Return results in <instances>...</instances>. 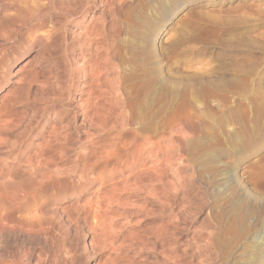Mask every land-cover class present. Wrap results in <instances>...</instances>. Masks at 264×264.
Returning a JSON list of instances; mask_svg holds the SVG:
<instances>
[{"label":"rangeland","instance_id":"374dc122","mask_svg":"<svg viewBox=\"0 0 264 264\" xmlns=\"http://www.w3.org/2000/svg\"><path fill=\"white\" fill-rule=\"evenodd\" d=\"M85 16L117 37L140 132H169L166 188L139 181L96 218L63 200L16 212L51 230L2 218L0 264H264V0H0V200L26 183L18 150L46 134Z\"/></svg>","mask_w":264,"mask_h":264},{"label":"bare ground","instance_id":"6f19581e","mask_svg":"<svg viewBox=\"0 0 264 264\" xmlns=\"http://www.w3.org/2000/svg\"><path fill=\"white\" fill-rule=\"evenodd\" d=\"M85 18L78 21L76 32L77 37L84 36L78 48L79 56L70 57L64 63L52 84L49 101L56 108L53 119L42 125V128L48 127L46 134L36 143L29 141L18 150L22 164L14 175H19L26 183L13 188L0 200V222L4 218L14 230H51L50 224L25 221L16 215L30 206L40 212L42 203L49 200H63L69 204L67 207L85 210L84 215L92 211L96 218V214L107 210L113 202L131 196L139 181L151 183L152 188L162 181V187L166 188L169 132H162L157 139L150 133L140 132L141 120L133 113L135 103L130 104L132 97L122 83V67L113 62V41L117 37L107 35L103 26L91 24V19L87 18L84 23ZM65 101L70 103L64 105ZM108 111L118 119L120 129L105 139L100 133ZM7 117L14 128L18 120L16 113L12 110ZM132 125L136 128L130 129ZM73 130H76L75 136ZM76 140L78 144L73 148ZM69 152H73L74 158L67 163Z\"/></svg>","mask_w":264,"mask_h":264}]
</instances>
